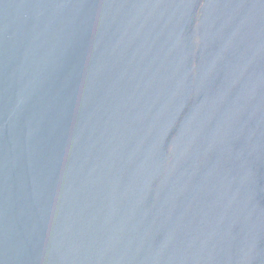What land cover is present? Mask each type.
<instances>
[{
  "label": "water",
  "instance_id": "1",
  "mask_svg": "<svg viewBox=\"0 0 264 264\" xmlns=\"http://www.w3.org/2000/svg\"><path fill=\"white\" fill-rule=\"evenodd\" d=\"M0 264H264V0H0Z\"/></svg>",
  "mask_w": 264,
  "mask_h": 264
}]
</instances>
